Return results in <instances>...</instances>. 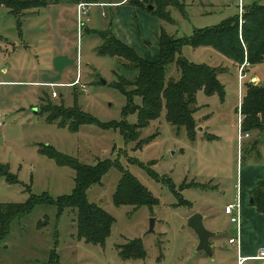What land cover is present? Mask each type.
Instances as JSON below:
<instances>
[{"label": "rangeland", "instance_id": "rangeland-1", "mask_svg": "<svg viewBox=\"0 0 264 264\" xmlns=\"http://www.w3.org/2000/svg\"><path fill=\"white\" fill-rule=\"evenodd\" d=\"M102 1L107 6H91L80 20L84 23L80 29L78 9L72 3L51 4L31 14L25 12L21 18L0 7V48L7 50V55L0 56V67H8L22 82L73 83L78 79L74 87L55 88L59 96L51 100L43 94L52 93L49 87L26 83L0 87L4 122L0 163L18 181L0 178V203L25 204L31 196L56 201L71 196L76 172L50 156L57 152L83 165L104 160L113 163L102 183L88 189L87 198L114 219L104 246L88 244L78 239L73 210L60 211L56 204L40 203L29 215L12 222L7 239L0 243V264H196L198 255L206 253L197 251L199 239L188 226L190 217L200 214L207 218L212 212L221 227L235 234L225 207L238 196L241 204V180L247 170L264 167V120L260 130L238 142L239 114L248 84L264 88V63L245 65L247 77L240 93L241 67L216 52L219 57L215 59L207 52L214 51L212 48L184 47L179 56L189 62L224 71L219 74L224 96L197 94L195 119L204 132L197 131L192 139L187 129L168 123L163 110L158 120L140 131L136 141H127L114 126L123 121L137 125L138 111L124 114L123 110L128 103L130 108L140 106L142 98L134 97L132 104L115 86L121 78L133 80L138 71L127 69L128 62L122 58L98 54L104 42L100 33L114 25L117 15L128 43L139 55L150 60L156 56L157 60L155 42L161 30L176 38H189L196 30L240 15V4L245 13L247 6L264 0H177L166 9L168 21L150 13L149 4L136 15L133 11L138 8L133 4L139 0H129L122 8L111 4L118 0ZM19 19L22 24L18 26ZM51 68L55 70L49 72ZM179 77L173 63L167 80ZM44 109L53 110L52 115ZM76 113L91 116L95 123L71 130L81 121ZM50 117H55L53 123L48 121ZM122 170L152 193L154 205L114 204ZM250 193L245 201L253 206ZM152 219L155 227L150 232ZM221 235L229 233L222 231ZM135 240L141 241L146 259L122 260L119 248ZM210 261L213 264L214 258Z\"/></svg>", "mask_w": 264, "mask_h": 264}, {"label": "trees", "instance_id": "trees-1", "mask_svg": "<svg viewBox=\"0 0 264 264\" xmlns=\"http://www.w3.org/2000/svg\"><path fill=\"white\" fill-rule=\"evenodd\" d=\"M64 2L78 5L80 3L101 4L102 0H0V7L10 10L16 16L35 9L58 5ZM146 4L153 5L150 11L159 19L170 20L166 9L176 5L177 0H139L133 6L143 9ZM240 16L224 20L217 26L196 30L189 38H176L161 30L158 37L159 55L157 60H148L141 57L130 45L119 40L114 34L104 38L103 44L98 50L101 56L119 57L127 61L125 66L129 70L138 71V76L133 80L121 78L116 82V88L124 92L133 104L134 97H141L140 106L124 108V114L138 111L139 123L131 126L125 123H116L127 141H136L140 131L155 120H158L162 111H166V120L178 128H185L192 139L197 136L199 125L195 119L198 110L197 94L204 91L208 96H224V85L219 79V74L224 71L213 68L208 64L191 63L179 56L186 46L193 48H212L219 54L232 61L235 67L240 68L247 62L250 67L264 63V3H254L246 7V12L240 21ZM175 63L180 71L178 80H167V70ZM120 82V83H119ZM129 88V91L125 89ZM131 88V89H130ZM248 92L242 105L244 117L243 133H251L260 130L264 120V88L248 84ZM57 108H55L56 110ZM44 112L52 115L53 110L44 109ZM71 113V112H66ZM75 114V112H74ZM72 115V113H71ZM77 125L71 130H78L83 124L95 123L91 116L85 118L76 113ZM70 116V115H69ZM262 118V119H261ZM55 117L48 121L54 122ZM97 124V123H96ZM49 146V145H48ZM59 164L70 166L76 172L75 189L68 197H61L57 201L51 198L38 199L31 196L25 204L0 203V243L7 239L12 222L29 215L40 203L56 204L60 211L68 208L76 215L78 239L88 244L104 246L111 234L114 224L113 217L91 203L87 198L88 189L102 183L103 176L113 166L109 160L99 161L94 166L83 165L78 161L51 152ZM5 177L10 183H17V179L11 175L8 168L0 163V178ZM253 206L258 212L264 213V180L259 182L251 192ZM116 206H152L155 203L154 196L146 189L130 172L122 170V177L113 197ZM122 260L146 259V252L140 240H135L128 247L119 248Z\"/></svg>", "mask_w": 264, "mask_h": 264}, {"label": "crops", "instance_id": "crops-1", "mask_svg": "<svg viewBox=\"0 0 264 264\" xmlns=\"http://www.w3.org/2000/svg\"><path fill=\"white\" fill-rule=\"evenodd\" d=\"M128 1L129 0H118L116 1V3H111V4L118 6L119 8H122L123 6L128 4ZM101 4H104L105 6L103 7H106L108 3L104 2ZM75 6L78 8V5H75ZM8 11L10 12V10ZM32 11H29L28 14L33 13ZM130 11L132 10L130 9ZM138 11L141 12L139 8L134 9L133 12L137 15ZM117 12H119V10ZM21 24H22V21L21 19H19L18 26ZM112 26H113V29H112ZM108 29H111L112 34L115 33L114 36H116L119 40L133 47L131 44L128 43V40H126V34L124 30H122V28L120 30L118 15L116 17V20L114 21V25L111 24V27ZM155 43L158 46V38ZM133 48L136 49L135 47ZM207 52H209V54H211V56L214 57L215 59L219 57L218 55H216V53L218 52H216L215 50L211 51L208 49ZM6 53H7V50H3L2 48H0V56L1 55L5 56L7 55ZM140 56L147 59L144 55L140 54ZM155 59H156V56L152 58V61H154ZM52 69L55 70V68H51V71L49 72H52ZM21 80H18L17 77L15 76V72L14 73L10 72L8 67H3V66L0 67V87L5 86V85H17L21 83H26V84H31L35 86L38 85V86L49 87V88H51L49 85H59V87L71 88L72 86L73 87L76 86L78 82V79H76L75 82L73 83H69V82L68 83H58V82H47L46 83V82H41V81L22 82ZM53 91H56L55 88H51L52 93ZM52 93L50 94L44 91L43 94L48 95L50 97V100L51 98L52 99L58 98L59 95H57V97H52ZM203 132H204V128L199 126L198 133H203ZM263 180H264V167H258L253 170L248 169L245 177L242 178L241 193H240L241 195V214H240L241 220H240L239 225L234 224L235 228L233 229L235 231V234H230V231L232 230L227 229V228L224 229L223 226L221 227L218 223V218L214 216L212 212L208 213L209 216H207V218L205 215H203L204 217L203 222L208 221L207 226H206L207 229L210 232H213L216 234V236H214L213 238L209 240L210 246L212 247V250H213V256H212L214 258L213 264H264V258H257L259 255L260 249L264 248V213L258 212L256 207L247 205L245 201V199H247L248 193L252 192L256 188L258 183ZM230 204L232 203H228L226 206ZM229 223H232L231 220ZM222 231L229 233V236L221 235ZM202 253L204 252H200L199 254H202ZM198 256H200V258L197 260L196 264H212V262L210 261L212 257H209L208 255H203V254L198 255Z\"/></svg>", "mask_w": 264, "mask_h": 264}, {"label": "built area", "instance_id": "built-area-1", "mask_svg": "<svg viewBox=\"0 0 264 264\" xmlns=\"http://www.w3.org/2000/svg\"><path fill=\"white\" fill-rule=\"evenodd\" d=\"M94 5H99V6H105L104 4H88V3H80L78 4V26H79V29L84 25V23L80 22V20L82 19V17L84 16H87L88 15V12H89V8L91 6H94ZM240 11H239V16H240V19L243 17L244 15V7L240 4V7H239ZM245 65H248L249 64L247 62L244 63V65H242L241 67V72H240V75H239V82H240V93L242 91V88H243V82L244 80L246 79L247 77V72L245 71ZM51 88H57L59 87V85H49ZM52 96L53 97H57V92L56 91H53L52 93ZM241 105V104H240ZM241 109V107H240ZM243 122H244V117L242 115V113L239 114V135H238V142L239 144H241L245 139L249 138L250 137V134L249 133H243L242 131V128H243ZM4 126V122H3V117H2V114L0 112V128ZM225 213L226 215L230 216V220L233 224H236V225H239L240 224V220H241V217H240V214H241V204H240V198L239 196L235 199V202L226 206L225 207ZM234 242V241H232ZM257 258H264V248H261L260 249V252H259V255Z\"/></svg>", "mask_w": 264, "mask_h": 264}, {"label": "water", "instance_id": "water-1", "mask_svg": "<svg viewBox=\"0 0 264 264\" xmlns=\"http://www.w3.org/2000/svg\"><path fill=\"white\" fill-rule=\"evenodd\" d=\"M148 10L153 11L154 7L149 6ZM111 34H112V30L110 29L102 31L100 33V35L103 36L104 38L109 37ZM103 83L106 84L105 81H103ZM250 203L253 204V199L250 200ZM188 226L195 232V234L197 235L199 239V246H198L197 251L204 252L209 257H212L213 250H212V247L210 246L209 240L213 238L214 236H216V234L206 229V227L204 226V222H203V216L200 214H195L191 216L188 221ZM154 227H155V219H152L151 224H150V232L154 231Z\"/></svg>", "mask_w": 264, "mask_h": 264}]
</instances>
